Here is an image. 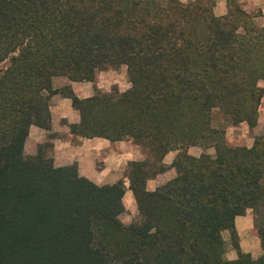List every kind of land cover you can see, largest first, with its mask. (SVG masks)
I'll return each instance as SVG.
<instances>
[{"label": "trees", "instance_id": "16d2710c", "mask_svg": "<svg viewBox=\"0 0 264 264\" xmlns=\"http://www.w3.org/2000/svg\"><path fill=\"white\" fill-rule=\"evenodd\" d=\"M216 1L0 0V264H264V135L250 148L225 139L257 125L264 32L237 0L215 16ZM121 66L128 90L65 94L80 117L74 137L132 141L145 155L124 173L137 206L128 225L123 181L96 185L42 146L24 152L30 126L51 129L55 78L94 82ZM248 209L256 260L235 228Z\"/></svg>", "mask_w": 264, "mask_h": 264}, {"label": "crops", "instance_id": "0c3cea01", "mask_svg": "<svg viewBox=\"0 0 264 264\" xmlns=\"http://www.w3.org/2000/svg\"><path fill=\"white\" fill-rule=\"evenodd\" d=\"M187 3L194 0H177ZM241 8L247 13L258 15L256 20L263 28L264 32V0H237ZM215 16H224L227 13V1L217 0L213 9ZM125 74L123 66L118 69H108L99 71L94 82H71L63 77L53 80V88L59 92L52 96L50 101L51 129L43 130L36 126H30L27 139L25 141L24 152L26 155L35 156L39 146L42 144L47 149L48 155L53 159L55 167H66L76 165L80 176L87 178L96 185L114 184L123 181L126 187L123 196L125 210L128 207L124 201L134 200L133 193L128 189L125 169L127 164L132 161L143 160V154L139 147L132 141L110 142L104 138H80L74 137L69 125L78 124L80 121L79 113L72 107L70 98L65 94L68 89L79 99H86L93 96L96 92H110L116 88L119 92H124L130 88L128 81L121 82L117 73ZM263 89V97L258 109L257 125L252 130L245 124L241 127H229L232 130H240L241 133H233L226 142L231 146H244L250 148L254 143V137L264 135V81L260 82ZM228 135H226L227 137ZM201 152L197 155L199 156ZM167 154L163 159V164L169 166L175 156ZM194 156V155H192ZM174 177V176H173ZM158 176L154 180L147 182V189L152 191L163 182L155 184ZM135 210L137 211L134 200ZM248 209L244 215L235 218V228L239 239L253 234V218ZM120 218V217H119ZM134 218V216H133ZM130 223V222H129ZM242 252L250 254L253 259L262 255L261 248L255 247L252 250L246 249L242 242H239Z\"/></svg>", "mask_w": 264, "mask_h": 264}, {"label": "rangeland", "instance_id": "374dc122", "mask_svg": "<svg viewBox=\"0 0 264 264\" xmlns=\"http://www.w3.org/2000/svg\"><path fill=\"white\" fill-rule=\"evenodd\" d=\"M124 67V66H123ZM120 68V67H119ZM119 68H117L118 70H119ZM125 68V67H124ZM125 70H126V68H125ZM117 77L121 80V82H126V81H128V78H127V76H126V72H125V74H123V73H119V71H118V73H117ZM241 127V125H239L238 126V128H240ZM233 133H241V131L240 130H232V129H229V127L228 128H226V131H225V139L226 138H230L231 136H232V134ZM226 135H228L227 137H226ZM42 147H44V145L42 144L41 145ZM140 149V151H141V153L143 154V158L145 157V155H144V153L142 152V149L141 148H139ZM48 152L49 151H47V154H48ZM200 152H202V150L199 148V147H197V146H190L189 147V149H188V153L190 154V155H194V156H197ZM207 154H210V155H212L213 153H214V151H213V149L212 148H209L208 150H207V152H206ZM169 154V153H168ZM174 154H176V152H170V156H168V157H173V156H171V155H174ZM28 156H30V155H28ZM175 175V172H174V170L173 169H168L166 172H164V173H161V174H158L157 176H158V178H157V180H156V182H155V184L154 183H152V184H150V185H156L157 186V184H159L158 182L160 181V182H163V181H165V180H167L168 178H171V177H173ZM156 176V177H157ZM155 177V178H156ZM154 178V179H155ZM154 179H152V180H154ZM150 181V180H149ZM127 184H128V180H127ZM161 185V184H160ZM159 186V185H158ZM124 203H125V205L128 207V209L127 210H125L122 214H121V216H120V221L124 224V225H128V224H130L131 222H132V220H134V218L136 217V215H137V211L135 210V205H134V200H130V201H127V200H125L124 201ZM137 207V206H136ZM250 210V209H249ZM251 212H250V214H251V216H252V218L254 219V213H253V211L252 210H250ZM133 216H134V218H133ZM130 222V223H129ZM253 234H254V236L253 237H251L250 235H247V236H245L244 238H242V239H239V242L241 241L242 242V244L244 245V247L246 248V249H250V250H252L253 251V249L255 248V247H260L261 248V245H260V239L258 238V236H257V229L254 227V224H253ZM222 237H223V240H224V244H225V247H224V259H226V260H228V261H231V260H235L236 258H237V253H236V251H235V249L233 248V246H232V244H231V241H230V237H229V234H228V232H223V234H222ZM262 250V249H261ZM244 253V252H243ZM246 254V253H245ZM248 255H250V254H248ZM250 257H251V255H250ZM252 258V257H251ZM253 259V258H252ZM258 259V258H257ZM253 260H256V259H253Z\"/></svg>", "mask_w": 264, "mask_h": 264}]
</instances>
